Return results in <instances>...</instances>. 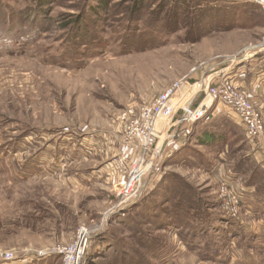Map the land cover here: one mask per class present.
Returning <instances> with one entry per match:
<instances>
[{
  "label": "rangeland",
  "instance_id": "1",
  "mask_svg": "<svg viewBox=\"0 0 264 264\" xmlns=\"http://www.w3.org/2000/svg\"><path fill=\"white\" fill-rule=\"evenodd\" d=\"M6 1L12 6L3 10L8 18L0 19V30L17 34L14 40L36 34L28 29L36 11L32 0ZM134 1L111 0L110 13L100 20L99 0H57L35 13L43 35L18 45L0 40V264H66L81 232L87 243L79 264H264V244L258 245L264 241L263 121L262 134L249 139L236 114L216 102L214 114L147 175L141 195L121 193L118 185L150 156L125 139L123 127L186 78L193 83L205 71L224 69L233 81L240 78L237 85L264 118V55L238 72L231 66L232 59L262 44L264 21L255 11L251 24L228 23L231 7L238 14L254 9L224 0L203 1L194 14L192 1L179 0L187 3L183 10L146 0L137 17L145 19L137 23L145 48L130 47L123 24ZM208 5L226 10L204 14ZM157 11L164 18L175 14V30L144 26ZM84 17L85 23L98 22L86 25ZM2 21L9 26L4 29ZM79 23L85 33L94 25L86 45L72 40L82 41L72 33ZM206 133L219 134V140L202 143ZM181 197L192 210L200 201L204 205L193 215L230 217L231 225L217 222L210 229L213 250H220L215 259L204 255L205 242L195 246L169 226L178 216L171 207ZM237 227L252 236L251 246L242 243ZM7 256L13 261L6 262Z\"/></svg>",
  "mask_w": 264,
  "mask_h": 264
},
{
  "label": "built area",
  "instance_id": "2",
  "mask_svg": "<svg viewBox=\"0 0 264 264\" xmlns=\"http://www.w3.org/2000/svg\"><path fill=\"white\" fill-rule=\"evenodd\" d=\"M224 1L227 3L255 4L260 8L264 21V0ZM263 55L264 40L261 45L253 50L247 49L240 57L232 59L231 66L235 69L239 68L254 59L263 57ZM229 75L224 72V69H221L216 70L213 74H208L205 71L201 78L193 83L186 78L161 93L153 103L142 107L137 122L123 127L125 139L129 142L139 143V148L143 154H150V156L148 159L143 156L140 162L133 167L132 173L134 175L131 173V178L123 177L118 184L121 193L124 192L132 196L138 192L137 195H141L144 188L147 187V175L153 174L165 158L170 155L174 148L173 145L189 139L194 127L203 119H208L210 114H214V111H211L216 102L227 106L236 114L249 139H257L262 134L261 122H264L262 113L256 109L246 91L241 90L237 82L233 81ZM122 164V159L117 164L114 163L113 174L117 172V166ZM122 169L125 174L128 172V167L123 166ZM80 235L81 237L69 250V254L73 257L66 258V264H79L84 251L83 246L87 243L85 233L82 235L81 232ZM41 256L45 255L40 254L39 257ZM13 259L14 256H7L4 260L11 262Z\"/></svg>",
  "mask_w": 264,
  "mask_h": 264
},
{
  "label": "trees",
  "instance_id": "3",
  "mask_svg": "<svg viewBox=\"0 0 264 264\" xmlns=\"http://www.w3.org/2000/svg\"><path fill=\"white\" fill-rule=\"evenodd\" d=\"M56 1L57 0H32L33 9L36 8V11H34V14L30 15L31 17L28 20V22H29L28 29L29 28H33V29L36 30V34H34L32 37L26 36V37H24L22 39L19 38L17 40H14L15 38H17L15 36L17 34H14V35L13 34H9V33L5 32L2 29V30H0V32H2V31H4V32H2L3 35L0 37V40L14 41V43L16 45H18L25 38L31 39V38H34L35 35H37V34H42L43 35L44 31L40 28V25H39V27L36 28V26H38V25H36L37 22H36L34 16L36 14H38L39 12H43L44 13V12L48 11L50 9L51 5L55 4ZM131 1L132 0H130V2ZM148 1L157 2L158 0H148ZM185 1L194 2L192 4V7L190 8L192 10V9H194V7L196 5L202 6L201 2H203V1H207L208 2L209 0H185ZM211 1L216 2L217 0H211ZM110 2H111V0H99V4H98L99 6H97V7L100 9V11H101L100 13L102 15L100 13L97 15L98 11H96V10H95V13L98 16V18H100V20L104 19V18H102L104 14L108 15L110 13L109 12L110 11V9H109ZM160 2L161 3L163 2V4H165V6H167L166 8L173 7V8H183V10L184 9H188L187 3L183 2V1L176 0L175 2H171L169 0H163V1L160 0ZM145 3H146V0H135L134 3L131 4V8H130L131 14H129L130 16L128 17L127 22L123 24L124 29L127 30L128 33H129V35L126 37V39H128V41L130 43L129 44L130 47H134L135 45H138L141 48H145V46H143V44H144L146 36H145V34H139L138 33V26H137V23H139L141 20H145L143 16L141 18L137 19V17H140L141 11L144 9ZM242 3H245V2H236V3L233 2V3H230V4H236L237 5V4H242ZM246 4H250V3H246ZM9 6H12V5L10 3H7L6 0H0V19L3 20L4 16L6 18H8L7 15L5 13H3V10L4 9L11 10ZM255 6H256L255 4H252V5L246 6V7H248L249 9H252ZM206 7L207 8H205L203 10L204 14H205L206 11H207L206 13H209L211 11H214V12H217V11L225 12L224 10H226V8L221 9L218 6H214V5H208ZM37 9H39V10L37 11ZM233 9H234V6L230 8L231 13H229V18L226 19L228 23L242 25L241 22H245V21L247 22L248 21L251 24L255 20L254 17H253V14L256 13L255 10H253L252 12L243 11V13H245V14H238L237 12L234 13ZM169 10H171V9H169ZM178 10H180V9H178ZM178 10H175L174 13L176 14ZM248 11H250V10H248ZM192 12H193V10H192ZM192 12H190V13H192ZM32 13H33V11H32ZM174 13H168V18H164L165 16L161 17L160 16V14H161L160 11H157L155 13V18L152 21V24L144 25V26L150 27L152 29H157V30H159L161 32L170 33V32H172V29L175 30V28L172 27V26H176V25H173V18H175V14ZM247 13H249V14H247ZM193 14H194V12H193ZM23 16H25V15L23 14ZM171 17H172V19H171ZM214 17H217L218 19L214 18ZM212 18H214L216 20H220L221 19L218 15L215 16L214 13H212ZM85 19H87V18L84 17V19H82L84 23H85V21H84ZM97 22L98 21L96 20V22H91V23L95 24ZM84 23H82V24L79 23L77 25V27H76L77 30L72 32L75 36H77V38H80V40H82L81 43H80V42H77V40L75 38L72 39L73 43H76L78 46L81 45V44H85V45L88 44V43H84L83 41H87L89 39L87 34L90 32V30H91L90 28L92 26H94L92 24L91 27H89L87 32L85 33L86 25L89 24V23H85L86 25ZM2 24H4L6 26V27H4V29L7 28V26H9L6 23H4L3 21H2ZM67 28H68V26H63L62 29H67ZM146 34L147 35H152V32H146ZM147 44L148 45H153V43H148V42H147ZM148 45H147V47H148ZM211 118H212V116H210V119ZM193 134H194V131H192L191 135H193ZM191 135H190V137H191ZM224 136L225 135H223L222 140L220 142V145H222V146H225V144L227 143L226 139H224ZM215 138L217 140H219V134L214 135V133H209V134L206 133L205 136L201 137V142L205 143V144H212L215 141ZM255 184H256V182H251L250 184H247V185H255ZM259 190H260V192H264V186H260ZM171 200H173V198ZM180 200H181V202H179ZM183 202H184V198L183 197H181L179 199H176V203L174 204V206L171 207L172 210H174L175 212L178 213V216H177V218H175L174 220L169 222V226H173L174 229L178 230L177 233H178L179 237H181L182 239L184 238L185 241H188L190 243H194L195 246H196V241L197 240L200 241L198 244L205 242V244H204V247H205L204 255L207 254L209 256V258L215 259V257L220 252V250H218V249L217 250L216 249L213 250L214 244H213V241L211 240V234L210 233H212V232H210V229L214 228V224L216 225L217 222H220V223L221 222H225V223H227V225H231L230 217H228V215L224 213L227 216H225L224 214H219V215L217 214L218 218H216L217 215L215 217H213L210 214H207V212H204L205 215H202L201 217H198V216L193 215V214H194L195 211H200L199 210L200 209V205H201L202 210L204 209V205L201 204V201H200L199 205L195 206L196 210H192V208L194 206H192L193 204L191 202H189L187 204V206L183 205ZM198 206H199V209H198ZM227 225L224 226V229L225 230L227 229V232L229 234V229H228V227H226ZM230 228H231V226H230ZM236 231L238 232V234L242 235V240L241 241H242L243 244H244L243 241L245 240V242H247L249 246L252 245V241L253 240H252V236L250 234H248V233L246 234L244 232V229H242V232H241L239 230V227H237ZM229 236H230V234H229ZM235 237L239 238V235H236V236L234 235V237L232 239H234ZM221 238L224 239V237H221ZM263 244L264 243H259L258 245L263 246ZM155 249L159 250V248H155ZM206 250H208V251H206ZM210 253H212V254H210Z\"/></svg>",
  "mask_w": 264,
  "mask_h": 264
},
{
  "label": "crops",
  "instance_id": "4",
  "mask_svg": "<svg viewBox=\"0 0 264 264\" xmlns=\"http://www.w3.org/2000/svg\"><path fill=\"white\" fill-rule=\"evenodd\" d=\"M242 4H244L245 6H250V5H252V4H246V3H242ZM253 9H254L255 11H257L258 16H259V19H260V20H263V16H262V12H261L260 8L257 7V6H255ZM250 10H251V9H250ZM260 16H261V17H260ZM261 59H263V58L261 57ZM260 61H261L260 63H262V60H260ZM263 61H264V60H263ZM242 67H243V66H242ZM242 67H241V68L239 67V69L237 70V72L240 71V70L242 69ZM249 70H250V69H249ZM250 72H252V69L250 70ZM233 77L237 80V76H236V75H234ZM248 80H250V77L248 78ZM237 83L240 84V78H239V77H238ZM218 117H219V116H218ZM212 118L214 119L215 116H213ZM246 205H247V204H246ZM247 206H249V205H247ZM258 242H259V243H264L261 239H259Z\"/></svg>",
  "mask_w": 264,
  "mask_h": 264
},
{
  "label": "bare ground",
  "instance_id": "5",
  "mask_svg": "<svg viewBox=\"0 0 264 264\" xmlns=\"http://www.w3.org/2000/svg\"><path fill=\"white\" fill-rule=\"evenodd\" d=\"M83 235V234H82Z\"/></svg>",
  "mask_w": 264,
  "mask_h": 264
}]
</instances>
